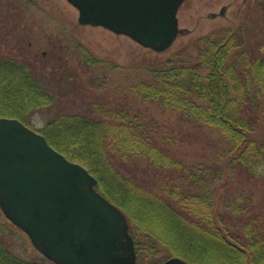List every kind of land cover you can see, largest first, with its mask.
Masks as SVG:
<instances>
[{
    "label": "trees",
    "instance_id": "16d2710c",
    "mask_svg": "<svg viewBox=\"0 0 264 264\" xmlns=\"http://www.w3.org/2000/svg\"><path fill=\"white\" fill-rule=\"evenodd\" d=\"M243 44V28H218L163 64L148 67L162 85L139 81L129 91L133 102H151L164 112L178 110V122L198 125L203 132L219 127L227 153L216 155L213 165L176 158L168 147L184 139L131 100L119 105L98 96L86 101L87 111L60 110L37 129L57 150L83 163L97 178L96 189L125 212L139 264H144L143 251L163 249L192 264H264V218L251 212L250 197L242 191L223 197L222 207L233 220L227 222L213 188L217 175L237 176L235 162L242 167L240 175L264 181V52L255 54L242 49ZM25 60L0 55V116L34 128V113L57 108V99ZM203 68L209 70L206 81ZM138 157L168 171L160 184L148 188L126 177L122 163ZM0 264L36 263L8 255L0 243Z\"/></svg>",
    "mask_w": 264,
    "mask_h": 264
},
{
    "label": "rangeland",
    "instance_id": "374dc122",
    "mask_svg": "<svg viewBox=\"0 0 264 264\" xmlns=\"http://www.w3.org/2000/svg\"><path fill=\"white\" fill-rule=\"evenodd\" d=\"M223 8L224 14L221 13ZM178 10L182 31L168 51L157 52L128 35L117 34L103 26L82 24L78 8L68 0H0V55L28 59L57 99V108L34 113V129L43 127L48 118L60 110L87 111L90 99L98 96L119 105L129 104L133 83L145 81L162 85L148 67L163 64L177 50L218 28L230 25L243 28L244 44L241 48L260 55L264 52V0H185ZM188 50L194 56L197 53L193 46ZM208 72V69H200L203 81H206ZM197 101L210 104L206 100ZM133 105L145 114L150 113L160 125L184 139L183 143L168 147L183 163L213 165L216 155L227 153V144L219 127H205V133L198 125L178 122V110L164 112L154 103L139 100ZM260 136L261 132L256 135L257 138ZM223 166L228 164L223 163ZM240 167L235 162L232 168L237 176L217 175L213 186L217 206L224 212L222 215L227 222L233 220L229 211L222 207V199L234 197L240 191L250 197L251 212L264 218V181L240 175ZM121 168L126 177H132L148 188L160 184L168 172L156 168L147 157L122 163ZM146 242L151 245L148 240ZM0 243L8 255L23 262L54 264L34 245L27 232L11 222L1 206ZM141 256L144 264H158L178 257L164 249L155 253L145 250Z\"/></svg>",
    "mask_w": 264,
    "mask_h": 264
},
{
    "label": "water",
    "instance_id": "95a60500",
    "mask_svg": "<svg viewBox=\"0 0 264 264\" xmlns=\"http://www.w3.org/2000/svg\"><path fill=\"white\" fill-rule=\"evenodd\" d=\"M82 24L125 34L157 52L182 31L185 0H68ZM225 8L221 10L224 14ZM215 15V13H212ZM15 117L0 116V206L57 264H138L123 210L96 189L97 178ZM158 264H192L172 257Z\"/></svg>",
    "mask_w": 264,
    "mask_h": 264
}]
</instances>
